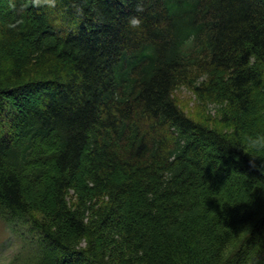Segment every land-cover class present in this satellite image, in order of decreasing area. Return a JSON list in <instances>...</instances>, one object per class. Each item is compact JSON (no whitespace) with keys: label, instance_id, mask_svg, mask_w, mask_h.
Wrapping results in <instances>:
<instances>
[{"label":"trees","instance_id":"trees-1","mask_svg":"<svg viewBox=\"0 0 264 264\" xmlns=\"http://www.w3.org/2000/svg\"><path fill=\"white\" fill-rule=\"evenodd\" d=\"M257 132L264 0H0V216L49 264H264Z\"/></svg>","mask_w":264,"mask_h":264},{"label":"clouds","instance_id":"clouds-1","mask_svg":"<svg viewBox=\"0 0 264 264\" xmlns=\"http://www.w3.org/2000/svg\"><path fill=\"white\" fill-rule=\"evenodd\" d=\"M137 12L143 10L137 4ZM128 25L138 30L143 20L139 15H132L127 21ZM243 150L253 157L264 153V132L249 134ZM0 264H49L48 251L42 243L31 233L26 231V224L7 215L0 216Z\"/></svg>","mask_w":264,"mask_h":264},{"label":"rangeland","instance_id":"rangeland-1","mask_svg":"<svg viewBox=\"0 0 264 264\" xmlns=\"http://www.w3.org/2000/svg\"><path fill=\"white\" fill-rule=\"evenodd\" d=\"M175 99L184 112L196 120L212 122L217 119L216 106L212 103L201 105L184 84L174 91Z\"/></svg>","mask_w":264,"mask_h":264}]
</instances>
